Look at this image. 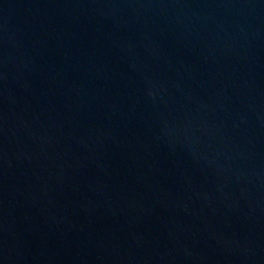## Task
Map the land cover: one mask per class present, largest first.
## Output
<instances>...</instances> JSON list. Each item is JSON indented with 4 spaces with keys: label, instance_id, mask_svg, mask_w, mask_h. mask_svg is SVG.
Listing matches in <instances>:
<instances>
[{
    "label": "water",
    "instance_id": "obj_1",
    "mask_svg": "<svg viewBox=\"0 0 264 264\" xmlns=\"http://www.w3.org/2000/svg\"><path fill=\"white\" fill-rule=\"evenodd\" d=\"M0 264H264V0H0Z\"/></svg>",
    "mask_w": 264,
    "mask_h": 264
}]
</instances>
